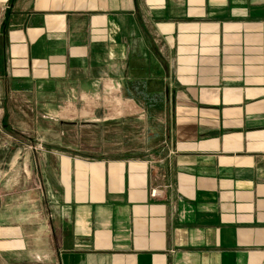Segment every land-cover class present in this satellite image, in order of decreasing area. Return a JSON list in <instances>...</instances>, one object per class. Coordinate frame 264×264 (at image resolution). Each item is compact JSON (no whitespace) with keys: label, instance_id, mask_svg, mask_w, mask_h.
Instances as JSON below:
<instances>
[{"label":"crops","instance_id":"0c3cea01","mask_svg":"<svg viewBox=\"0 0 264 264\" xmlns=\"http://www.w3.org/2000/svg\"><path fill=\"white\" fill-rule=\"evenodd\" d=\"M0 75L124 112L0 147V264H264V0H0Z\"/></svg>","mask_w":264,"mask_h":264},{"label":"rangeland","instance_id":"374dc122","mask_svg":"<svg viewBox=\"0 0 264 264\" xmlns=\"http://www.w3.org/2000/svg\"><path fill=\"white\" fill-rule=\"evenodd\" d=\"M9 86L7 77L0 75V147L46 150L74 147L77 142V147L81 146L83 150V157L88 159H112L116 156L110 155L108 150L122 148V141L110 143L108 137H116V131L102 123L103 120L124 113L122 109H115L109 95L102 94L98 103H90L88 97L78 96L77 104L71 106L60 102L44 106L40 104L46 96L44 93L30 94L20 90L10 92ZM52 96L59 97L60 94ZM6 113L9 118L1 126ZM36 256L41 257L34 254ZM17 258L27 259L22 256Z\"/></svg>","mask_w":264,"mask_h":264}]
</instances>
